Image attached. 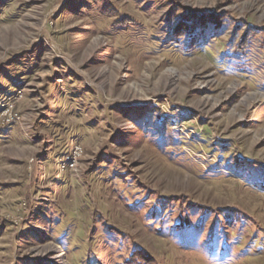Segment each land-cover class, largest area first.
Masks as SVG:
<instances>
[{
	"label": "rangeland",
	"instance_id": "obj_1",
	"mask_svg": "<svg viewBox=\"0 0 264 264\" xmlns=\"http://www.w3.org/2000/svg\"><path fill=\"white\" fill-rule=\"evenodd\" d=\"M0 264H264V0H0Z\"/></svg>",
	"mask_w": 264,
	"mask_h": 264
}]
</instances>
